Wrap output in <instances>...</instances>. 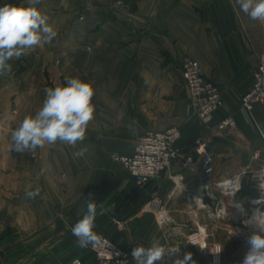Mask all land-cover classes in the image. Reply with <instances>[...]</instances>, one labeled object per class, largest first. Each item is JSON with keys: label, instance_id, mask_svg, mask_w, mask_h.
I'll use <instances>...</instances> for the list:
<instances>
[{"label": "crops", "instance_id": "crops-1", "mask_svg": "<svg viewBox=\"0 0 264 264\" xmlns=\"http://www.w3.org/2000/svg\"><path fill=\"white\" fill-rule=\"evenodd\" d=\"M6 3L26 0H0V6ZM37 7L49 16L56 37L10 61L11 73L0 76V264H70L75 258L95 264L71 232L90 193L98 213L101 206L110 209L96 217L98 237L123 248L147 247L157 238L180 249L161 264L188 252L196 264H212V247L220 244L221 264H240L247 238L227 235L230 223L202 194L198 169L176 161L138 187L111 156H131L146 133L176 127L177 147L196 160L194 142L205 137L214 182L261 172L264 104L255 103L249 114L241 99L264 56V23L250 19L235 0H43ZM186 57L198 61L221 92L213 126L232 116L235 130L208 131L193 115L181 70ZM66 77L95 89V118L85 140L75 148H38L34 155L10 150L11 130L39 110L46 88L63 85ZM82 148L85 154L74 158ZM37 187L35 199L25 197ZM159 211L169 219L163 226ZM199 229L206 230V249L200 248Z\"/></svg>", "mask_w": 264, "mask_h": 264}, {"label": "clouds", "instance_id": "clouds-1", "mask_svg": "<svg viewBox=\"0 0 264 264\" xmlns=\"http://www.w3.org/2000/svg\"><path fill=\"white\" fill-rule=\"evenodd\" d=\"M42 2L43 0H26V4L6 3L0 6V76L11 73L10 61L28 55L37 47L51 43L56 37L57 32L50 24L49 16L37 7ZM235 3L250 19L264 23V0H235ZM94 95L93 84L78 77H66L63 85L46 88L39 110L33 115L25 116L11 130L10 150L14 148L17 152L34 155L38 148L57 143L75 148L78 143L85 140L89 125L95 118ZM86 151V148L79 149L73 156L81 157ZM258 175L260 197L253 203L264 205V171L258 172ZM240 178H237L233 196L241 186ZM39 194L40 189L37 187L35 190L26 191L25 197L35 199ZM85 201L86 207L81 210V218L71 227V232L80 247L86 248L91 245L95 248L100 243L98 234L94 231L96 217L110 209L101 206L98 213L97 203L92 199L91 193ZM236 207L248 216L244 223L252 229L245 241L247 251L240 264H264V211L256 208L249 216L242 203L236 204ZM235 234L234 230L233 235ZM222 250L223 247L217 246L211 252L218 256ZM179 251L178 247L170 248L159 239L152 238L149 246L133 248L131 256L135 264H161L165 257ZM174 264L196 262L192 259V253L188 252L183 258L177 257Z\"/></svg>", "mask_w": 264, "mask_h": 264}, {"label": "built area", "instance_id": "built-area-1", "mask_svg": "<svg viewBox=\"0 0 264 264\" xmlns=\"http://www.w3.org/2000/svg\"><path fill=\"white\" fill-rule=\"evenodd\" d=\"M181 70L189 91L193 115L207 127L208 131L226 132L235 130L237 124L232 116L223 118L213 126L215 115L223 106V100L218 86L206 76L200 63L190 57H186L181 61ZM255 103L264 104V56L253 74L252 88L241 99L242 109L249 114ZM180 137V130L176 127H171L164 131H151L138 140L131 156L112 155L111 160L127 170L138 187L147 185L166 172L174 162L183 160L184 164L189 168L200 171L203 183L202 194L213 202L220 198L222 203L224 197L233 199L240 195L246 175H251V181L255 189L260 193L258 172L251 170H247L227 181L214 182V158L208 151L205 137H200L194 142V155L198 160L193 156L183 155L177 147ZM256 158L259 159L260 156L257 155ZM238 177H241L239 181L241 186L235 196H233L232 193L235 191ZM200 203H203V200ZM256 205L259 209L263 208L262 204ZM240 214L242 218L246 216L244 212ZM217 215L220 218L224 214L219 211ZM156 219L161 226L169 222V219L162 211L156 213ZM241 226V228L236 227L235 235L239 238H247L251 234L252 229L247 227L243 221ZM205 231V229H199L198 231L200 234V247L206 246L203 249L207 248ZM231 234L233 232H230ZM99 239L100 243L95 248L91 245L88 247V254L91 255L95 264H135L131 256L135 246L130 248L120 247L106 236H99ZM217 246L222 247L220 244H215L212 250L214 251ZM210 256L212 264H221L222 252L218 256L211 252ZM70 264H83V259L76 258Z\"/></svg>", "mask_w": 264, "mask_h": 264}, {"label": "rangeland", "instance_id": "rangeland-1", "mask_svg": "<svg viewBox=\"0 0 264 264\" xmlns=\"http://www.w3.org/2000/svg\"><path fill=\"white\" fill-rule=\"evenodd\" d=\"M261 171H264V166L262 167ZM260 172V171H259ZM244 181H248V183H251L252 185H254L251 181V175H246V177L244 178ZM255 187V186H254ZM231 200V199H230ZM241 201L244 203L243 205L245 206V210L247 212V214L250 216L252 211L254 209L257 208V205L256 204H253L252 202H249V200H242V197H239L236 199L235 202H238V203H241ZM221 207H222V203H221V199L218 198V200H216V203H215V206L213 207V210L215 213H218L220 210H221ZM261 211H264V205H263V208L260 209ZM223 216V215H222ZM221 216V218H222ZM248 218V216H245L244 218H241L240 221L238 222H234L232 220H227L225 221V223H230L228 226V230H227V235H230V232H234V230L236 231V227H239L241 228L242 226V221L244 223V221ZM223 219V218H222ZM225 220V219H224ZM245 224V223H244ZM248 227V226H247ZM250 228V227H249ZM76 259V258H75Z\"/></svg>", "mask_w": 264, "mask_h": 264}, {"label": "bare ground", "instance_id": "bare-ground-1", "mask_svg": "<svg viewBox=\"0 0 264 264\" xmlns=\"http://www.w3.org/2000/svg\"><path fill=\"white\" fill-rule=\"evenodd\" d=\"M236 204H239L238 202L231 201L227 197H224L222 200V207L220 212L222 214H233V215H238L241 213L240 209L236 207Z\"/></svg>", "mask_w": 264, "mask_h": 264}, {"label": "trees", "instance_id": "trees-1", "mask_svg": "<svg viewBox=\"0 0 264 264\" xmlns=\"http://www.w3.org/2000/svg\"><path fill=\"white\" fill-rule=\"evenodd\" d=\"M259 193L255 189L254 185L251 183H248V181H243V186H242V192H241V197H251L253 199H258L259 198Z\"/></svg>", "mask_w": 264, "mask_h": 264}, {"label": "water", "instance_id": "water-1", "mask_svg": "<svg viewBox=\"0 0 264 264\" xmlns=\"http://www.w3.org/2000/svg\"><path fill=\"white\" fill-rule=\"evenodd\" d=\"M222 218L225 220H232L234 222H238L241 220L242 215L241 214H238V215L227 214V215H223Z\"/></svg>", "mask_w": 264, "mask_h": 264}]
</instances>
